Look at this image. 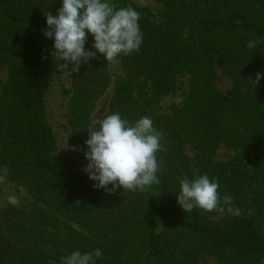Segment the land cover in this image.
Returning a JSON list of instances; mask_svg holds the SVG:
<instances>
[{
    "label": "trees",
    "instance_id": "1",
    "mask_svg": "<svg viewBox=\"0 0 264 264\" xmlns=\"http://www.w3.org/2000/svg\"><path fill=\"white\" fill-rule=\"evenodd\" d=\"M137 1L114 0L140 13L144 39L139 52L117 58L125 76L108 114L130 122L150 116L163 133V165L159 183L124 193L96 189L81 164L57 152L45 99L51 71L65 69L42 55L52 51L44 13L55 16L61 0H0V64L9 70L0 95V177L33 199L0 206V264H60L73 250L96 248L98 264H200L205 256L264 264V80L255 88L249 80L264 73V0H153L161 15ZM91 43L89 35L86 48L95 51ZM98 57L84 65L74 102L72 141L83 155L90 96L108 80ZM217 69L234 84L229 95L216 87ZM184 75L191 77L186 103L170 115L155 112ZM221 146L243 152L217 161ZM194 170L219 182L220 202L228 198L221 220L178 204L179 182Z\"/></svg>",
    "mask_w": 264,
    "mask_h": 264
},
{
    "label": "clouds",
    "instance_id": "2",
    "mask_svg": "<svg viewBox=\"0 0 264 264\" xmlns=\"http://www.w3.org/2000/svg\"><path fill=\"white\" fill-rule=\"evenodd\" d=\"M44 15L43 36L52 42V51L42 55V59L51 57L54 63L59 62L60 68L74 73L83 64L98 59V54L111 62L139 52L143 44L140 13L131 6L117 7L114 0H61L55 16L50 12ZM89 35L90 48L95 51L86 48ZM257 43L255 39L250 41L248 48L255 49ZM249 80L255 88L264 80V73L258 72L254 81ZM87 132L84 156L88 163L83 171L96 189L144 192L159 183L163 161L158 160V154L163 150V133L154 127L150 116L130 122L119 112H113L99 120L98 128L93 120ZM218 189L217 180L194 170L191 179L180 180L177 202L186 212L195 208L222 212ZM16 203L9 195L8 204L16 206ZM228 211L240 215L238 209L229 207ZM102 257L100 248L73 250L61 257L60 264H98Z\"/></svg>",
    "mask_w": 264,
    "mask_h": 264
},
{
    "label": "rangeland",
    "instance_id": "3",
    "mask_svg": "<svg viewBox=\"0 0 264 264\" xmlns=\"http://www.w3.org/2000/svg\"><path fill=\"white\" fill-rule=\"evenodd\" d=\"M138 5L142 8H153L157 10L160 15L163 14V5L153 0H138ZM157 23H160L162 19L160 17H152ZM86 64V63H85ZM83 64L78 73H74L67 70H52L49 75V89L45 99L46 103V115L50 126L57 141V152L65 158L81 164L84 168L87 166L88 161L85 156L77 150L73 139V118H74V102L78 89L81 86V71L84 67ZM107 76L108 80L105 85L102 86V92L92 93L90 96L93 108L88 116V126L93 120L96 121V127H99V120L108 114L110 103L113 98L114 92L118 86L120 80L125 76V72L121 67L117 59L107 62ZM218 78L216 81V87L225 95H229L233 89L234 84L223 74L220 69H217ZM9 70L4 64H0V95L3 83L8 79ZM191 77L184 75L180 78L177 88L168 95L161 97L158 102L154 103V111L158 114L170 115L174 106L182 107L189 96ZM87 139H88V133ZM69 145V146H68ZM68 146V147H67ZM67 147V148H66ZM75 148L76 150H73ZM242 149H229L226 146L216 152L215 159L217 161L226 162L232 157L242 153ZM247 156L252 157L253 154L246 151ZM192 155V154H189ZM13 196L17 203L16 206H23L32 201L29 190L13 181H9L0 177V206H11L8 204V196ZM228 201L224 199L220 202V205ZM225 216V213L221 211H215L213 214V220L219 221ZM261 227L264 232V216L260 217ZM200 264H222L218 258L214 256H205L202 258Z\"/></svg>",
    "mask_w": 264,
    "mask_h": 264
}]
</instances>
